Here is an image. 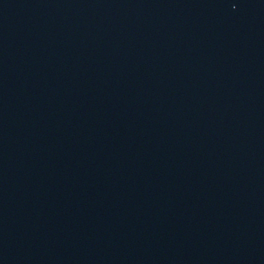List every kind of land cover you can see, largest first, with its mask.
Returning a JSON list of instances; mask_svg holds the SVG:
<instances>
[{
  "label": "water",
  "instance_id": "1",
  "mask_svg": "<svg viewBox=\"0 0 264 264\" xmlns=\"http://www.w3.org/2000/svg\"><path fill=\"white\" fill-rule=\"evenodd\" d=\"M0 264H264V23L0 0Z\"/></svg>",
  "mask_w": 264,
  "mask_h": 264
}]
</instances>
